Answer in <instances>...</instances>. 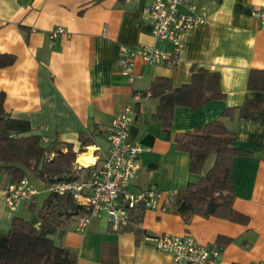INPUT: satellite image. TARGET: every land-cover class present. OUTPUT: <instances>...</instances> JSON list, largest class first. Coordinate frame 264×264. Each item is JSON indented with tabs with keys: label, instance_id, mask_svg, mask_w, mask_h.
Here are the masks:
<instances>
[{
	"label": "crops",
	"instance_id": "1",
	"mask_svg": "<svg viewBox=\"0 0 264 264\" xmlns=\"http://www.w3.org/2000/svg\"><path fill=\"white\" fill-rule=\"evenodd\" d=\"M153 1L0 0V51L16 55L13 64L0 67L8 113L28 120L48 143H73L80 150L79 161L96 159L92 168L108 154L106 130L114 114L133 102L130 138L144 149L130 188L139 192L155 185L162 192L160 206L144 207L134 225L115 229L103 214L79 231L75 219L55 240L76 251L77 264H176L171 253L147 241L144 233H190L202 242L221 244L218 264H264V109L250 117H240L239 109L223 114L247 98L264 100V90L248 87L250 71L264 68V25L252 15L264 0H194L207 8V21L188 32L177 67L137 57L136 72L142 76L130 83L117 67L122 44L173 48L171 42L156 41L142 16V9ZM58 25L68 33L52 38L50 30ZM200 67L220 73L226 95L196 107L176 105L169 134L153 116L160 98L142 92L159 76L169 77L174 86L188 83L194 68ZM215 119L235 132L237 147L249 151L238 155L231 169L234 207L249 216L247 223L214 215H195L187 223L170 207L180 188L199 181L216 158V153L210 154L201 172L191 171L190 153L177 146L176 134ZM82 133L91 136L90 144L81 145ZM9 182L0 174V232L9 230L15 215H31L28 204L18 211L7 207ZM36 201L40 205L42 199Z\"/></svg>",
	"mask_w": 264,
	"mask_h": 264
},
{
	"label": "trees",
	"instance_id": "2",
	"mask_svg": "<svg viewBox=\"0 0 264 264\" xmlns=\"http://www.w3.org/2000/svg\"><path fill=\"white\" fill-rule=\"evenodd\" d=\"M15 60V54L0 51V67L11 65ZM248 87L264 90V68L250 71ZM148 92L160 98L153 116L169 134L176 105L196 107L226 95L221 87L220 73L204 67L194 68L191 81L178 86H174L169 77L159 76L142 95ZM5 101L6 93L0 91V174L5 173L10 181L16 182L32 172L46 184L79 178L73 163L80 150L71 142L45 143L28 120L8 113ZM236 109L240 117H250L254 110L264 109V100L247 98L240 106L226 108L223 114L232 115ZM235 138V132L222 119L176 134L177 146L190 153L193 172H201L210 154L216 153L214 164L202 178L180 188L170 205L187 223L195 215H214L242 223L249 221L247 214L234 207L231 169L238 155L249 153L235 145ZM91 140L86 133L80 135L82 146L90 144ZM36 198L28 203L29 217L15 215L9 230L0 232V264H77L76 251L57 243L55 238L63 236L68 222L77 220L78 215L89 211L88 208L70 193L50 191L40 205ZM144 207L138 204L132 209L136 222L140 221ZM34 213L38 218L36 223L31 222Z\"/></svg>",
	"mask_w": 264,
	"mask_h": 264
},
{
	"label": "built area",
	"instance_id": "3",
	"mask_svg": "<svg viewBox=\"0 0 264 264\" xmlns=\"http://www.w3.org/2000/svg\"><path fill=\"white\" fill-rule=\"evenodd\" d=\"M252 15L259 25H264V6H254ZM142 16L151 24L152 34L157 42H171V50L157 44H141L131 48L120 46L117 67L133 83L142 74L136 72V58L146 63H161L176 68L185 39L197 24L205 23L208 10L199 7L194 0H154L142 9ZM62 25L50 30L52 38L67 34ZM134 103L131 102L114 114L106 130L109 141L108 154L100 165L90 168L76 159L79 169L90 168L79 178L62 179L46 184L49 191L61 194L70 193L80 204L88 208L87 213L78 215L76 228L84 231L93 218L107 215L109 223L115 229L134 225L132 209L138 204L145 207L160 206L162 192L155 186L139 192L130 186L137 177L140 168V153L144 146L130 138V127L134 119ZM48 143V138L42 136ZM40 193L39 188L28 176L20 181H10L6 186V205L13 211L33 201ZM145 239L158 249L172 254L176 264H218L222 247L218 243H206L190 233H157L145 231Z\"/></svg>",
	"mask_w": 264,
	"mask_h": 264
},
{
	"label": "rangeland",
	"instance_id": "4",
	"mask_svg": "<svg viewBox=\"0 0 264 264\" xmlns=\"http://www.w3.org/2000/svg\"><path fill=\"white\" fill-rule=\"evenodd\" d=\"M53 155H55V153H51V156ZM77 165L78 164L75 160L73 163L74 170L77 172V174L81 176L85 173V169H79ZM28 175L40 190V193L37 195L38 200H41V199L43 200L44 197H46L50 193V191L46 189V183L40 177H38L32 172H28ZM22 212L27 213L26 210Z\"/></svg>",
	"mask_w": 264,
	"mask_h": 264
},
{
	"label": "bare ground",
	"instance_id": "5",
	"mask_svg": "<svg viewBox=\"0 0 264 264\" xmlns=\"http://www.w3.org/2000/svg\"><path fill=\"white\" fill-rule=\"evenodd\" d=\"M80 160V159H79ZM82 162H85L86 165H90V164H93L94 161H96V159L94 157H84L83 160H81ZM91 161V162H89Z\"/></svg>",
	"mask_w": 264,
	"mask_h": 264
},
{
	"label": "water",
	"instance_id": "6",
	"mask_svg": "<svg viewBox=\"0 0 264 264\" xmlns=\"http://www.w3.org/2000/svg\"><path fill=\"white\" fill-rule=\"evenodd\" d=\"M37 214L36 213H34L33 215H32V218H31V222L32 223H36L37 222Z\"/></svg>",
	"mask_w": 264,
	"mask_h": 264
}]
</instances>
